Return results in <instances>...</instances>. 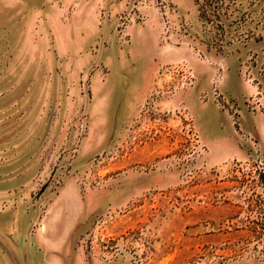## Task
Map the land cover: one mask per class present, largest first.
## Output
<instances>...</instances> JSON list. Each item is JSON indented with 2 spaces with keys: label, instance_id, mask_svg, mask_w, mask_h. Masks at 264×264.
Wrapping results in <instances>:
<instances>
[{
  "label": "rangeland",
  "instance_id": "rangeland-1",
  "mask_svg": "<svg viewBox=\"0 0 264 264\" xmlns=\"http://www.w3.org/2000/svg\"><path fill=\"white\" fill-rule=\"evenodd\" d=\"M155 1L145 6L136 0L144 19L149 9H156ZM199 10L201 38L171 15L175 27L162 31L164 40L175 34L181 45L182 37H189L193 52L205 58L202 44L219 54L226 46L235 50L264 37V0H201ZM215 68L212 87L202 99L214 101L216 89L228 100L230 112L236 110V103L219 90L221 67ZM92 69L82 70L77 91L65 92L57 108L53 104L49 110L35 193L27 203L34 209L30 233L45 230L54 216V226L72 221L70 242L77 253L68 254L67 264H77L76 255L78 264H225L242 254L260 263L257 251L264 247V231L256 215L246 218L241 211L235 221L218 216L232 199L225 190L242 197V177L232 164L236 157L218 167L206 162L205 146L184 100L197 83L192 65L184 59L164 65L142 99L121 96L119 88L113 90L117 94L105 95L95 88ZM237 71L257 87L243 99L252 112L247 99L264 100V44L248 51ZM63 207L66 217L59 218ZM199 223L204 228H196ZM245 225L251 231H244Z\"/></svg>",
  "mask_w": 264,
  "mask_h": 264
},
{
  "label": "crops",
  "instance_id": "crops-1",
  "mask_svg": "<svg viewBox=\"0 0 264 264\" xmlns=\"http://www.w3.org/2000/svg\"><path fill=\"white\" fill-rule=\"evenodd\" d=\"M127 1L0 0V264H67L68 254L77 253L70 242L72 221L54 226V216L45 223V230L31 234L34 209L27 203L35 193L49 110L53 104L57 108L65 92L77 91L81 71L89 66L93 67L95 88L105 95L117 94L113 90L119 88L121 96L142 99L157 83L164 65L186 60L197 83L184 100L205 146L206 162L218 167L230 158L253 153L255 148L240 132L252 135L256 149L264 154V110L249 112L243 101L257 87L237 71L246 53L258 51L264 44V37L248 40L235 50L226 46L229 52L219 54L202 44L205 58H199L188 45L189 37H182L181 45L174 33L164 40L161 18L151 8L144 21L132 22L126 39L120 40L114 32V19ZM170 1L172 18H181V24H189L190 33L201 38V0ZM216 66L221 67L219 90L236 103L237 124L218 103L202 99V93L212 87ZM261 84L264 86V78ZM232 192L224 191L232 199L224 205L227 211H218V216L235 221L244 208L241 198ZM59 211L57 217H66L67 209ZM207 227L210 230L211 224ZM196 228L204 227L199 223ZM244 228L251 231L249 225ZM79 259L76 255L77 264ZM225 264L260 263L242 254Z\"/></svg>",
  "mask_w": 264,
  "mask_h": 264
},
{
  "label": "built area",
  "instance_id": "built-area-1",
  "mask_svg": "<svg viewBox=\"0 0 264 264\" xmlns=\"http://www.w3.org/2000/svg\"><path fill=\"white\" fill-rule=\"evenodd\" d=\"M150 1L151 0H142L145 6L149 5ZM156 1L154 6L162 18L163 31L172 30V28L175 27L170 19L171 13L174 12L173 6H171L168 0ZM135 20L142 22L144 20V14L139 13L136 7V0H133L132 2H129L127 10L115 15L114 32L120 40L126 39V30L129 24ZM180 27H183V29L186 30L185 25ZM213 99L222 108H225L228 111L233 122L237 124L238 117L236 110L233 109V111L230 112L228 100L222 98L220 94L216 92V89H213ZM246 104L247 108L252 112L264 108V100L262 97H250L247 99ZM240 135L242 139L250 142L255 148L254 152L248 155L247 158H234L232 160V164L237 166L242 177L241 186L239 187L242 196L241 205L244 208L242 212L245 214V217H249L250 214L254 213L256 215L255 218L259 223V227L264 231V154L256 149L257 141L252 135L246 134V132H240ZM245 217L244 219L247 218ZM257 253L260 263L264 264V247H261Z\"/></svg>",
  "mask_w": 264,
  "mask_h": 264
}]
</instances>
